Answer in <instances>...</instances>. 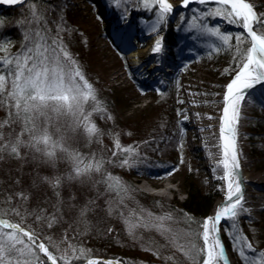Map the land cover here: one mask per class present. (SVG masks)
Here are the masks:
<instances>
[{
    "label": "rangeland",
    "instance_id": "1",
    "mask_svg": "<svg viewBox=\"0 0 264 264\" xmlns=\"http://www.w3.org/2000/svg\"><path fill=\"white\" fill-rule=\"evenodd\" d=\"M58 1L60 9L67 13L70 23L80 30V47L78 50L65 52V56L74 67V78L80 82L84 96L81 97L79 93L76 94L75 101L67 99L53 106L42 97L41 105L38 106L49 113L41 130L40 140L37 141V137L24 140L22 135H19L17 140V143L22 144L21 150H25L22 155L24 162L34 160L27 157L31 150H35L34 154L41 158V165L43 157L50 152L51 160L57 164L60 172L66 168L70 169L71 174L75 171L70 179V189L79 184L92 192H98L100 197L94 202L95 209L101 204L98 201L103 199L109 213L117 205L116 183H119L120 179L140 196L155 198L171 205L187 199L183 186L188 176L205 190L219 195L217 204L225 195L226 180L212 176L213 166L221 162L220 168L229 175L230 182H233L236 176L235 170L219 152L204 160L200 158L196 148L202 144L203 139L197 132L190 131L187 114L182 111L194 108L211 120L221 112L226 86L247 67L251 52L248 56L244 55V60L239 58L236 63H233V59H220L215 64L212 61H201L196 47L211 53H226L233 47L243 48L248 39L241 33V28L244 27L241 15L220 4L222 6L218 8L198 10L195 20L185 21V12L170 15L157 6L158 0ZM171 1L179 3L183 0ZM247 1L260 17L262 33L259 36L264 42V0ZM122 2L126 11L120 7ZM33 6L35 9L36 5ZM140 20H144L148 28L155 27L156 36L160 40V49L155 58L169 59L164 60L158 67L161 71L147 75L132 66L129 54L138 48H145L150 38L143 40V32L135 29L130 35L125 34L127 31H121L123 24L134 26ZM170 21L177 22L176 28L180 24V30L176 29L179 34L177 41L169 47L164 34ZM227 28V31L234 35H228V32H225ZM115 29L118 31L114 33L118 40L115 36L111 37ZM123 33V37L129 42L127 47L123 39H120ZM98 46H102L103 50H98ZM185 58L192 61L184 60ZM236 64L240 68L235 72ZM159 72L163 74L159 75ZM171 85H175L178 90L176 101L171 105L173 112L155 117V109L158 106L155 99ZM261 86L257 96L246 102L240 113L241 157L247 163L246 168L249 171L245 172L248 174L244 188L249 186V180L261 183L260 175L264 174V85ZM104 93L112 96L110 101L100 99ZM113 102L117 105H112ZM162 105L161 108H168L167 103ZM71 108L78 111L75 125L68 124L69 120L62 117V114L71 112ZM235 115H238L237 112ZM151 116L155 118L152 121L155 126L151 132L144 134ZM53 117L58 120L53 121ZM237 119L238 117H235V121ZM143 136L152 138L145 140ZM90 154L92 157L88 158L87 155ZM105 157L115 159L122 165L125 172L120 179H116L117 181L112 177L113 171L102 168V162H106ZM86 161L88 165L83 166L82 163ZM108 162L110 163V160ZM136 166L146 170H143L142 174L130 171ZM54 167L47 166L43 173L42 169L39 170V175H44L43 186L47 188L57 186V172L52 171ZM32 168L37 169L35 166ZM99 185H105L104 190L101 191ZM43 189L45 188L40 191ZM18 194L14 198L0 197V218L29 233L2 227L9 233L0 232V244L4 243L3 247L13 246L11 248L14 251L11 255L1 256L0 264H43L41 258L49 264L68 262L69 256L74 253V242L77 239H68L70 227L64 226L60 231L55 230L53 226L48 229V208H34L31 202H27V192ZM254 210L252 204L240 205L225 219L222 226V238L234 264H264V211ZM204 228L205 222L199 232L197 231L199 234L192 245L197 247V257L202 258V261L206 256ZM44 232L51 233L50 237L45 239L49 242L51 250L46 246L44 238L38 236ZM84 250V253L91 254L89 248ZM181 253L183 248L176 250L174 255L180 257ZM97 259L111 261L106 264H120L112 258L101 257H91L82 264H95ZM139 261L144 264L154 263L146 254H142Z\"/></svg>",
    "mask_w": 264,
    "mask_h": 264
},
{
    "label": "trees",
    "instance_id": "2",
    "mask_svg": "<svg viewBox=\"0 0 264 264\" xmlns=\"http://www.w3.org/2000/svg\"><path fill=\"white\" fill-rule=\"evenodd\" d=\"M59 4L58 0H31L23 5L5 9L0 14V197L14 198L19 195L18 193L27 192V196L30 197L27 198V202H31L34 208L41 210L48 208L46 211V216L50 218L48 229L53 226L55 230L60 231L64 226L70 227L68 239L77 238L74 242L76 243L74 253L69 256L68 262L59 261L60 264H82L91 257L112 258L121 264H144L139 261L142 254L151 257L154 262L151 264H201L202 258L197 257V247L192 246L193 241L196 242L199 234L197 231L204 224L220 196L205 190L190 177L187 176L183 186L187 199L182 203L168 205L131 191L120 179L125 172L122 165L115 159L105 157L106 162H102V168L113 171L112 177L115 180L120 179L118 182H121L116 183L117 191L116 195L114 194L118 199L117 205L109 213L103 199L97 200L101 204L95 209L94 202L100 197L98 192H92L79 184L75 186L76 188L70 189V179L75 171L71 174L70 169L68 168V171L66 168L60 172L57 164L52 162L50 152L43 157L41 165L39 163L41 158L34 154L35 150H31L27 157L34 160L24 162L22 155L25 150H21L22 144L17 143V140L19 135H22L24 140L28 137L32 139L37 137V141L40 140L41 130L49 113L38 106L41 105L42 97L53 106L67 99L75 101L76 94L79 93L81 97L84 96L80 82L74 78V67L65 56V52L78 50L80 47V30L70 23L67 13L60 9ZM33 5H36L35 9ZM219 6L222 5H199L185 12L183 18L185 21L195 20L198 10L206 11ZM120 7H123L124 11L127 10L123 2ZM176 25L177 22L171 21L167 24L164 39L168 45L177 41L179 34L176 29L180 30V24L177 28ZM261 27L259 23L256 25V31L260 36ZM227 30L229 28L223 31L228 32ZM241 33L243 34L242 31ZM228 35L234 33L229 31ZM243 38L246 40L244 36ZM196 48L198 58L205 63L212 61L216 64L220 59H233V63H236L239 58L244 60V55H250L249 40H246L243 48L233 47L226 53H211L201 47ZM184 60L192 61L190 58ZM239 68L240 66L236 64L235 72ZM171 86L155 99V103H158L155 117L173 112L171 105L176 101L178 90L175 85ZM111 97L104 93L100 99L109 100ZM90 100L92 104V99ZM164 103H167V109L161 108ZM112 105L117 104L113 102ZM70 111L62 114V117L69 120L68 124L75 125L78 111L76 108H71ZM151 117L152 119H148L149 126L144 134L151 132L155 126V123L152 124L155 118ZM97 120L99 121L98 118ZM149 138L152 137L147 139ZM87 157H92V154ZM87 161L82 165L86 166L91 162ZM49 165L54 167L52 171L57 172L58 183L54 188L43 186L44 175H39V170L42 169L43 173V169ZM132 170L142 174L146 168L136 166L130 171ZM98 187L102 191L105 185ZM41 188L45 189L41 192ZM1 231L9 233L2 227ZM50 234L44 232L38 236L44 238L46 246L51 250L49 242L45 240ZM3 244H0V257L13 254L14 249L11 248L13 246L3 247ZM15 246L17 248V245ZM85 248H89L91 254L84 253ZM180 248H183V253L178 257L174 253ZM41 260L44 261L43 264H49L44 258Z\"/></svg>",
    "mask_w": 264,
    "mask_h": 264
},
{
    "label": "bare ground",
    "instance_id": "3",
    "mask_svg": "<svg viewBox=\"0 0 264 264\" xmlns=\"http://www.w3.org/2000/svg\"><path fill=\"white\" fill-rule=\"evenodd\" d=\"M3 1L12 2L14 0ZM162 10L164 12H169L165 9ZM238 13L241 16L243 15L239 11ZM134 29L143 32V40L147 38L150 39L145 48H138V50H134L129 54L132 66L139 68V70H141L142 73H145V75L154 73V70L158 68V66L162 65L164 60H169L165 57L160 59L155 58L158 49H160V40L156 36L155 27L151 26V28H148L145 21L140 20L134 26L123 24L121 31H127L125 34L130 35ZM117 32L118 31L115 29V32L113 31L111 37L113 38L115 36L114 33ZM123 36L124 33L120 35V39H123L125 47H127L129 44L128 39ZM261 45L264 50V42H262ZM97 49L101 51L103 50V47L98 46ZM156 71L161 70L156 69ZM164 71L167 70L164 69ZM158 74L162 75L163 73L159 72ZM258 81H264V64L255 54H252L247 67L241 70L236 77L227 84L221 112L215 116V119L211 120L204 113H201L194 108L182 111V113L187 114L186 120L190 123V131L197 132L198 136L203 139L202 144H199L196 148L197 152L200 154V158L204 160L213 156L215 152H219L221 156L226 158L227 163L230 166L233 163V159L237 156L238 167L240 170V176L236 175L233 182H230L228 181L229 175H227L220 168L221 162L220 164L213 166L211 171L212 176L217 179L226 180V184L224 186L225 195L214 206L213 210L206 219L204 238L207 245V253L202 264H221L211 252L210 247L217 232H220L222 236V220H225L236 207L240 205L244 206L252 204L255 208L254 211H264V174L260 175V180L262 181L261 183L249 180V186H245V188L243 187L248 174H245V172L249 171L246 168L247 163L244 162L241 157L242 150H240L239 138L241 123L240 113L242 107L250 99L257 96V91L262 86H256L249 91H246L245 89ZM227 101V109L223 116V108ZM236 112L238 115H235ZM235 117H238L237 121H235ZM250 174L252 175V173ZM224 248L227 255L232 260V257L225 245Z\"/></svg>",
    "mask_w": 264,
    "mask_h": 264
},
{
    "label": "water",
    "instance_id": "4",
    "mask_svg": "<svg viewBox=\"0 0 264 264\" xmlns=\"http://www.w3.org/2000/svg\"><path fill=\"white\" fill-rule=\"evenodd\" d=\"M29 0H14L12 2L9 1H3L0 0V12L4 9L14 7V6H19L24 4ZM201 2H218V3H224L230 7H232L234 10L239 11L242 13V17L244 19V28L243 32L245 36L249 39L250 41V48H251V54H255L259 60L264 64V50L262 47V40L258 36V34L255 31L256 24H258L260 17L255 10V8L246 0H184L180 2L179 4H176L172 2L171 0H158V6L161 8H164L166 10H169L173 14H178L182 11H185L189 8H191L194 5H197ZM259 85H264V81H258L255 84H252L248 86L245 90L249 91L253 89L256 86ZM227 104L228 101L226 102V105L223 108L222 115L224 116L226 109H227ZM236 175L240 176V170L238 167V161H237V156L233 159L232 163ZM3 223H0V225H7L9 228L16 229L18 231L24 232V233H29L25 229L19 227L18 225H13L10 226L8 223L2 221ZM224 220H222L223 224ZM220 223V222H219ZM220 225V224H218ZM224 240L220 234V232H217L214 241L211 244V252L213 255L216 257L218 262L221 264H233L232 260L229 258V256L226 253V250L224 248ZM226 247V246H225ZM206 251H207V245H206ZM105 261V260H103ZM106 262V261H105ZM111 262V261H108ZM52 264V263H51Z\"/></svg>",
    "mask_w": 264,
    "mask_h": 264
}]
</instances>
